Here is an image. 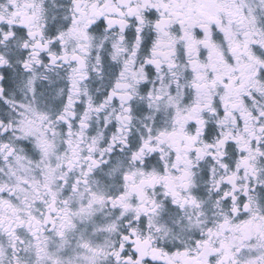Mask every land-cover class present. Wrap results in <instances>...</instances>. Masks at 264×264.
Masks as SVG:
<instances>
[{
	"label": "snow or ice",
	"instance_id": "6c2138e0",
	"mask_svg": "<svg viewBox=\"0 0 264 264\" xmlns=\"http://www.w3.org/2000/svg\"><path fill=\"white\" fill-rule=\"evenodd\" d=\"M0 264H264V0H0Z\"/></svg>",
	"mask_w": 264,
	"mask_h": 264
}]
</instances>
